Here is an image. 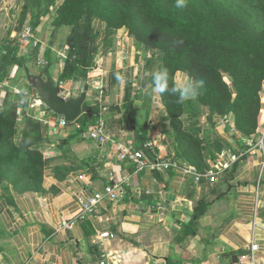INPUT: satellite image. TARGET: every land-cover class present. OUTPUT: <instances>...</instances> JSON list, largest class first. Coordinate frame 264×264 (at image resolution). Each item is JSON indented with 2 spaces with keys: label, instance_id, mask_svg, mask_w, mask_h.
<instances>
[{
  "label": "crops",
  "instance_id": "0c3cea01",
  "mask_svg": "<svg viewBox=\"0 0 264 264\" xmlns=\"http://www.w3.org/2000/svg\"><path fill=\"white\" fill-rule=\"evenodd\" d=\"M16 2L0 0V18L9 17L5 25L0 19V35H7L0 40L15 41L19 55L27 57L33 47L16 41L18 32L10 19ZM46 28L42 23L32 32L40 45L39 61L49 46ZM96 29L102 49L97 72L89 81L95 86L103 81L110 90L102 100L114 111L106 112L104 120L116 143L101 145L90 139L91 125L82 134L76 125L61 128L59 118L48 115L41 103L20 102L21 122L32 117L49 128L48 140L40 147L49 165L39 191L19 193L0 184V264H264V154H245L227 128L216 126L224 149L239 156L236 170L226 169L216 184L206 179L198 183L193 176L176 171L136 173L130 162L119 160L118 145L131 143L151 158L176 159L169 121L159 96L134 93L128 108L124 94H113L110 75L123 70L125 62L127 68L135 65L134 41L124 29L107 32L99 22ZM51 49L48 75H55L58 83L63 71L60 53L55 46ZM36 64L28 62L30 72L45 74ZM11 79L0 84V106L7 99L2 93L5 86L13 100L26 84ZM80 82L62 84L69 98L77 97L75 91L84 87ZM93 98L90 95L91 102L99 100V96ZM149 143L150 150L145 148ZM176 160L197 170L193 164ZM218 161L219 154L210 169ZM113 184L123 187L125 197L116 202L104 200L94 213L84 215L78 199ZM201 201L210 205L197 219L195 210ZM189 224L195 235L186 236L183 231V225ZM104 233L114 237L103 238ZM253 244L259 246L257 251L252 250Z\"/></svg>",
  "mask_w": 264,
  "mask_h": 264
},
{
  "label": "trees",
  "instance_id": "16d2710c",
  "mask_svg": "<svg viewBox=\"0 0 264 264\" xmlns=\"http://www.w3.org/2000/svg\"><path fill=\"white\" fill-rule=\"evenodd\" d=\"M51 14L55 15L54 28H70L65 42L70 57L58 79L61 88L74 79L90 83L89 76L96 72L101 48L97 21L107 32L127 29L129 37L144 46L145 88L152 89L148 73L161 68H167L170 76L187 72L194 80L205 82L197 100L186 104L178 103L177 97L169 93H158L169 121L176 159L193 164L201 173L210 170L211 161L217 160L225 147L217 135L212 137L220 118L233 117L234 127L243 138L259 137L264 0H187L184 9H177L175 0H24L16 31L22 33L29 28L36 32ZM14 43L7 38L0 44V84L10 79L12 68L25 70L28 62H37L40 45L25 57L19 55ZM127 77L114 71L110 84L126 81L123 102L131 108L135 87ZM25 89L32 90L25 84L21 96L11 100L7 95L0 106V184L19 193L41 190L49 165L40 149L48 140L49 128L32 117L22 124L18 119L20 102L31 101ZM96 102L87 98L82 116L72 124L79 127V134L95 126L104 107L103 100ZM48 115L60 118L51 112ZM205 123L212 134L205 131ZM237 166L234 163L228 172H234ZM209 205L199 203L197 219ZM182 229L186 236L196 234L190 224Z\"/></svg>",
  "mask_w": 264,
  "mask_h": 264
},
{
  "label": "built area",
  "instance_id": "2783aa9c",
  "mask_svg": "<svg viewBox=\"0 0 264 264\" xmlns=\"http://www.w3.org/2000/svg\"><path fill=\"white\" fill-rule=\"evenodd\" d=\"M22 42L26 45H29L33 48L37 47L38 42L35 40L31 29H25L21 34ZM40 65H48L47 62L39 61ZM264 86V85H263ZM98 89H100L99 100L102 101L103 93L105 90V83L102 81L97 85ZM26 96L30 98L31 101H34L38 104L40 102L37 100V94L33 90H26L24 92ZM61 96L64 99H68L70 97V93L61 88ZM261 104L264 107V88L263 93H261ZM107 112L106 107L104 106L102 112ZM58 126L61 128H65L68 126V123L63 119L59 118ZM217 128L228 129V132L235 136L237 140H241L245 144V149L243 150L245 154L256 155L258 152H262L264 154V131L258 137H252L249 139L243 138L235 129L233 124V117H224L220 118L216 123ZM89 138L96 141L101 145L105 144H115V139L108 132L105 124L104 117L102 113L100 114L96 124L94 127L89 129ZM146 149H151L152 144H146ZM119 152V160L124 162H130L134 168L136 173L151 171L158 173H167L169 171L180 172L184 175V177L193 176L196 182L200 183L204 179L208 180L211 184H216L219 181L220 175L224 173L226 169L231 168L234 163H236L239 159V156L233 154L231 151L224 149L219 154L218 165L215 169H210L205 173L198 172L194 167L184 165L177 161L176 159H167V158H159V157H150L144 150H138L131 143L126 145H118ZM263 179V177L261 176ZM261 183V179L259 184ZM125 190L120 184L108 185L104 191L93 194L91 196H86L79 198L78 201L81 205L82 212L84 215L94 213L100 203L104 200L116 202L120 201L125 197ZM103 238L114 237L110 233H104L102 235ZM259 246L256 244L252 245V250L257 251ZM100 264H107L106 261H102Z\"/></svg>",
  "mask_w": 264,
  "mask_h": 264
},
{
  "label": "rangeland",
  "instance_id": "374dc122",
  "mask_svg": "<svg viewBox=\"0 0 264 264\" xmlns=\"http://www.w3.org/2000/svg\"><path fill=\"white\" fill-rule=\"evenodd\" d=\"M16 1L17 2H16V5H15V8L12 10V15H10V19L12 21V25H13L14 29H16V27L18 25L17 21H18V18H19L20 12H21L20 10L22 8V4H23L24 0H16ZM54 18H55L54 14L48 15L44 19V22H43V23H46V26H47L46 31H47V35H48V39H49V41L47 39L49 46H48V48H47V50L45 52V56H43L41 60H42V62H50L51 63V61L53 60L52 56L54 54V52L52 51L51 48L53 46H55L57 48L58 52L60 53V57H58L59 59L58 58L57 59L60 60V63L62 64L61 65V69L63 70V68L65 66V62L70 57V51H69V49L66 48V45H65L66 38H67V36H68V34L70 32V28H68V27H62V28H59V29L54 28L52 26V21H53ZM1 21H2L3 25H5V23H9V17L4 16L1 19ZM98 22L99 21H97L96 24H95L96 28H97V23ZM99 23H101V22H99ZM2 27H1V31L5 32ZM51 32H52V35H50ZM109 32H113V31H109ZM126 32L128 33V36H129V31L127 29H126ZM21 34H22L21 32H18V35L16 37V41H22ZM6 36L7 35L5 33L0 35V39L2 37H6ZM5 39H7V38H4L2 41L0 40L1 41L0 44ZM134 46H135V49H136V51H135V65L133 67H131V68H127V65H126V62H125L124 68H123V70L120 71V73H122L123 76H128L127 78H131L134 81V87H135L134 93L137 96H141V95H144V96L145 95L146 96L147 95H151L152 97L153 96H159L158 93H153L151 88H149V87L145 88L144 87L143 67H144V64H145V48H144L143 45H141L140 43L135 42V41H134ZM100 49H102V48H100ZM55 55H57V54H55ZM71 58L74 59L73 56H71ZM96 61H97V59H96ZM36 63H37L36 66L37 67H42L43 70H45L46 67L48 66V65H44V64L40 65L38 58H37V62ZM24 77H25V70H19L17 68H12V71H11V74H10V78H12L11 80H12L13 83H15V81H20V80L25 81ZM51 77H52L54 82H57V78H56L55 75H53ZM118 83L119 84H115L114 85L115 88L113 90V94L123 95L125 87H126V81L121 80ZM7 85H9V84H7ZM80 85H82L81 82H80ZM89 85H90V87H89V92L88 93H90L91 98H93L94 96H96V97L100 96V89H98L97 86H95V84L92 85V83H89ZM7 87L8 86H5L3 91H2V93H4V96H6V95H8L10 93L9 92L10 88L9 87L7 88ZM81 87L82 86L78 87V90L75 91L77 96H79L80 93L83 90V87L82 88ZM263 88H264V86H263ZM108 89H109L108 86H105L103 97L107 96V94L110 93V90H108ZM262 93H263V90H262ZM21 95L17 94V96H21ZM90 95H89V98H88L89 101H90ZM91 103H95L96 104L97 102L94 101V102H91ZM37 105H40V104L37 103ZM106 109H107V112L109 110H111L110 107H109V104H106ZM45 110H46V107H45ZM113 111L114 110H111V112H113ZM100 113H102V115L105 114V112L104 111L102 112L101 109H100ZM103 117H104V119L106 118L105 115ZM205 117H206V113L203 116V119H205ZM19 121H21V120H19ZM20 123L22 124L23 122H20ZM260 124L262 125V126H260V128H261L260 129V132H261L260 135H261L262 131H264V107L262 108V111H261V114H260V117H259V125ZM204 129H205V131L210 132L212 134L209 124L205 123L204 124ZM215 136H216V133L214 132L212 137L215 138ZM238 141H240V144L242 145V150H244L245 149L244 142L241 141V140H238ZM227 150H229V149H227ZM263 218H264V214H263Z\"/></svg>",
  "mask_w": 264,
  "mask_h": 264
},
{
  "label": "water",
  "instance_id": "95a60500",
  "mask_svg": "<svg viewBox=\"0 0 264 264\" xmlns=\"http://www.w3.org/2000/svg\"><path fill=\"white\" fill-rule=\"evenodd\" d=\"M25 82L36 92L37 100L46 107L47 112L63 118L68 124H74L82 116L83 107L88 98L89 83L84 84L79 96L64 99L61 96V86L46 73L36 75L26 68ZM235 260L237 261V258Z\"/></svg>",
  "mask_w": 264,
  "mask_h": 264
},
{
  "label": "clouds",
  "instance_id": "9594fccd",
  "mask_svg": "<svg viewBox=\"0 0 264 264\" xmlns=\"http://www.w3.org/2000/svg\"><path fill=\"white\" fill-rule=\"evenodd\" d=\"M186 6L187 0H175L177 9H184ZM148 75L151 77L153 93H169L177 97V102L181 104L196 101L205 89L203 80H194L187 72H177L175 76H170L167 68H161Z\"/></svg>",
  "mask_w": 264,
  "mask_h": 264
}]
</instances>
